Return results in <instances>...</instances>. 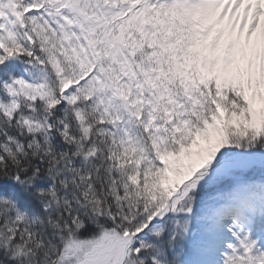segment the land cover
Segmentation results:
<instances>
[{
    "label": "snow or ice",
    "instance_id": "snow-or-ice-1",
    "mask_svg": "<svg viewBox=\"0 0 264 264\" xmlns=\"http://www.w3.org/2000/svg\"><path fill=\"white\" fill-rule=\"evenodd\" d=\"M0 264H264V0H0Z\"/></svg>",
    "mask_w": 264,
    "mask_h": 264
}]
</instances>
